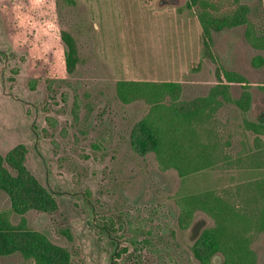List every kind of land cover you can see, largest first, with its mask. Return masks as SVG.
<instances>
[{
  "label": "rangeland",
  "instance_id": "374dc122",
  "mask_svg": "<svg viewBox=\"0 0 264 264\" xmlns=\"http://www.w3.org/2000/svg\"><path fill=\"white\" fill-rule=\"evenodd\" d=\"M201 1L0 0V264H222L202 240L214 220L180 207L205 191L246 212L220 231L248 230L264 264V49L246 35H264V0ZM239 6L247 23L205 17L204 33L202 12ZM120 81L173 83L180 112L208 111L193 126L210 163L159 164L138 137L151 105L122 103Z\"/></svg>",
  "mask_w": 264,
  "mask_h": 264
},
{
  "label": "trees",
  "instance_id": "16d2710c",
  "mask_svg": "<svg viewBox=\"0 0 264 264\" xmlns=\"http://www.w3.org/2000/svg\"><path fill=\"white\" fill-rule=\"evenodd\" d=\"M207 8L205 1L194 0ZM207 10V9H206ZM247 8L239 6L232 15L223 16L219 19L211 13L204 11L199 15L203 31L206 33L207 22L205 17L212 18L214 23L223 22L228 26L247 23ZM248 42L256 49H264V35H255L252 28L246 33ZM70 39V38H69ZM65 42L69 45V51L65 55V65L72 68L75 59L73 45L65 37ZM177 85L173 83H151L120 81L116 84V95L118 99L128 104L137 99L145 100L151 108L146 117L142 120L139 129V141L154 152L159 164L166 168H174L180 177L197 172L210 163L212 157L209 146L200 144L197 140V132L193 123L201 121L209 116L208 111L182 113L178 110L174 101L177 98L175 93ZM166 98L169 104H165ZM214 101L208 104L213 105ZM256 131L264 135V124H252ZM185 137L183 140L182 137ZM264 138V137H263ZM264 143V141H262ZM263 145V144H262ZM260 147V154L263 160L255 158L264 164V145ZM264 202V196H261ZM258 210L259 227L264 232V204ZM181 211L193 214L202 211L214 220V226L206 228L202 234V240L210 254L220 253L223 256L222 264H257L256 256L250 248V240L247 236L248 230L242 237H224V231H220L224 226L226 214L229 211L238 216H244L246 212L237 210V206L227 200L216 196L211 191L187 195L180 201ZM253 215L252 213H247ZM234 215V216H237ZM231 216V215H230ZM249 220V219H247ZM1 236V235H0ZM26 254L27 257H29ZM35 264H50L43 255L32 254Z\"/></svg>",
  "mask_w": 264,
  "mask_h": 264
}]
</instances>
